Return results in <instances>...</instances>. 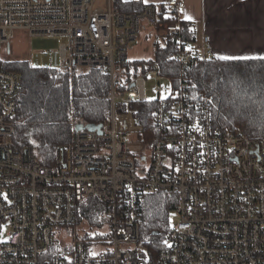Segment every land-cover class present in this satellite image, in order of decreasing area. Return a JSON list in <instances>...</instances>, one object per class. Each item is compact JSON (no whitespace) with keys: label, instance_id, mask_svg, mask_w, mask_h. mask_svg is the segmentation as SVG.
Here are the masks:
<instances>
[{"label":"built area","instance_id":"1","mask_svg":"<svg viewBox=\"0 0 264 264\" xmlns=\"http://www.w3.org/2000/svg\"><path fill=\"white\" fill-rule=\"evenodd\" d=\"M167 6L181 16L186 0H167ZM157 19V7L145 0H0V50L16 31L64 38L58 69L100 68L111 78V114L102 134L75 130L50 167L30 149L13 148L22 87L18 75L0 69V264H264V139L214 127L212 101L193 97L189 82L199 58L212 56L209 39L200 54L182 39L179 22ZM143 21L157 36L178 39L179 75L170 89L161 83L147 89V77L138 76L119 93L120 68ZM49 61L55 67L53 51ZM139 105L156 107L150 144L142 138ZM145 193L177 200L171 213L179 221L169 216L154 261L142 258ZM90 198L105 208V236L76 226Z\"/></svg>","mask_w":264,"mask_h":264},{"label":"trees","instance_id":"2","mask_svg":"<svg viewBox=\"0 0 264 264\" xmlns=\"http://www.w3.org/2000/svg\"><path fill=\"white\" fill-rule=\"evenodd\" d=\"M143 7L138 5L136 9L142 11ZM168 22H179L182 39L192 46L196 41L194 27L182 15L176 16L165 2L158 9L157 23ZM198 45V48L203 47ZM153 46L154 59L128 61L121 66L117 82L119 93L128 91L138 76L147 77L150 73L169 81L177 79L178 39L156 36ZM75 68L70 71L37 67L29 61H0V69L18 75L22 87L13 148L30 149L42 164L50 167L55 165L58 148L72 142L77 124L106 125L110 119V75L100 68H87L84 72H77ZM189 76L192 96L205 95L212 101V122L216 129L254 140L264 139V61L200 57ZM139 106L141 111L137 117L145 128L142 138L150 144L157 134L153 125L156 107ZM176 205L174 195L145 193L142 196V243L147 249L143 259L154 261L163 250L167 221ZM104 212L98 199H87L80 206L76 226L83 234L98 235L91 230L105 226ZM85 226L90 230L86 231Z\"/></svg>","mask_w":264,"mask_h":264},{"label":"crops","instance_id":"3","mask_svg":"<svg viewBox=\"0 0 264 264\" xmlns=\"http://www.w3.org/2000/svg\"><path fill=\"white\" fill-rule=\"evenodd\" d=\"M165 2L147 0L157 9ZM182 16L194 27L192 47L200 54L208 38L215 58L264 55V0H186Z\"/></svg>","mask_w":264,"mask_h":264},{"label":"rangeland","instance_id":"4","mask_svg":"<svg viewBox=\"0 0 264 264\" xmlns=\"http://www.w3.org/2000/svg\"><path fill=\"white\" fill-rule=\"evenodd\" d=\"M157 36V29L155 26L149 24L147 21L142 22V31L139 35L138 40L130 45L128 51V60L130 62H137L143 60L154 59V39ZM67 41L64 38H31L24 31H16L13 39L10 42V52L8 47L5 46L0 50V61L11 62V61H29L37 67H49L50 66V51L54 52L55 68H59L60 56L57 53L59 47L62 44H66ZM73 70V68H65ZM63 69V70H65ZM77 72H84L87 68H75ZM165 84L169 89L172 87L171 81L159 76L157 73H150L147 76L146 87L150 89L155 84ZM148 99L152 100L153 97L148 92ZM171 219L174 222L179 221L178 214L172 212L170 214ZM84 229L89 231V227L85 226ZM110 229L107 225L99 230H91L93 234L107 235ZM71 234V229L66 230V234ZM63 233L62 237L65 239L68 237ZM3 235H0L2 237Z\"/></svg>","mask_w":264,"mask_h":264},{"label":"water","instance_id":"5","mask_svg":"<svg viewBox=\"0 0 264 264\" xmlns=\"http://www.w3.org/2000/svg\"><path fill=\"white\" fill-rule=\"evenodd\" d=\"M8 50H10V44L7 46ZM88 129L90 131H96L99 134H102L103 125H84V124H77L75 127L76 131Z\"/></svg>","mask_w":264,"mask_h":264},{"label":"snow or ice","instance_id":"6","mask_svg":"<svg viewBox=\"0 0 264 264\" xmlns=\"http://www.w3.org/2000/svg\"><path fill=\"white\" fill-rule=\"evenodd\" d=\"M219 59H222V60H262V61H264V55L242 56V57L221 56V57H219Z\"/></svg>","mask_w":264,"mask_h":264}]
</instances>
